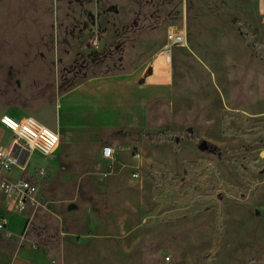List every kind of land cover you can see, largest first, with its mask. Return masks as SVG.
Here are the masks:
<instances>
[{"label":"rangeland","instance_id":"1","mask_svg":"<svg viewBox=\"0 0 264 264\" xmlns=\"http://www.w3.org/2000/svg\"><path fill=\"white\" fill-rule=\"evenodd\" d=\"M154 67L172 93L139 135L31 155L48 161L41 204L0 231V264H32L22 245L33 264H264V0H0V114L51 126L76 85Z\"/></svg>","mask_w":264,"mask_h":264},{"label":"crops","instance_id":"2","mask_svg":"<svg viewBox=\"0 0 264 264\" xmlns=\"http://www.w3.org/2000/svg\"><path fill=\"white\" fill-rule=\"evenodd\" d=\"M141 75V71L138 70L131 73L100 76L76 85L59 97L55 122L51 126L31 115L59 133L60 145L58 146V143L57 147L52 150L56 152L58 160L50 161V163L59 162L62 154L61 148L65 144L84 145L88 141H106L118 144L125 142L127 135H139V130L147 123L149 106L158 99L169 97L172 93L171 79L162 68L156 69L154 67L151 73H147L144 77H141ZM0 126L9 132L7 135L9 137L0 142L7 145L12 139V133L3 125L0 124ZM70 126L77 127L79 130L92 131L94 129L96 131L90 136L79 137L78 135H71L72 137L68 138L64 135V130L67 127L70 128ZM35 151L38 150H33L30 154L28 169L35 165H41L45 168V176L37 191L39 196L41 188L47 182L48 161L31 160V155ZM10 173L13 176H17L20 170L16 167ZM0 206L8 208L6 196L1 192ZM10 210L18 214L22 221L18 227L11 229L8 226L7 217V228L10 234L2 231V237L11 236L14 230L20 229L23 219H28L31 215L30 211L28 215H25L21 213L22 211ZM0 250L3 249L0 247ZM19 255L22 257L26 256L33 264L34 255H30L26 245H22L20 252L14 256L18 257Z\"/></svg>","mask_w":264,"mask_h":264},{"label":"built area","instance_id":"3","mask_svg":"<svg viewBox=\"0 0 264 264\" xmlns=\"http://www.w3.org/2000/svg\"><path fill=\"white\" fill-rule=\"evenodd\" d=\"M187 41L185 21L179 25H169L166 28L162 52L172 53L174 46H183ZM97 38L92 44H97ZM0 124L12 133L9 144L0 143V192L5 194L9 209L19 212L29 208L33 214L41 204L37 191L45 176V168L35 165L28 169L30 154L38 150L43 154L50 153L59 143V133L43 124L35 117L26 115L22 118L3 113L0 115ZM102 156L111 158L114 148L110 144L101 147ZM19 168L17 176L11 175L14 168ZM0 230L10 234L7 228V216L0 213ZM169 259V256H166Z\"/></svg>","mask_w":264,"mask_h":264},{"label":"water","instance_id":"4","mask_svg":"<svg viewBox=\"0 0 264 264\" xmlns=\"http://www.w3.org/2000/svg\"><path fill=\"white\" fill-rule=\"evenodd\" d=\"M199 145L202 146V147H204L206 145V141L205 140H201L200 143H199Z\"/></svg>","mask_w":264,"mask_h":264},{"label":"bare ground","instance_id":"5","mask_svg":"<svg viewBox=\"0 0 264 264\" xmlns=\"http://www.w3.org/2000/svg\"><path fill=\"white\" fill-rule=\"evenodd\" d=\"M165 54H170V53L166 52Z\"/></svg>","mask_w":264,"mask_h":264}]
</instances>
